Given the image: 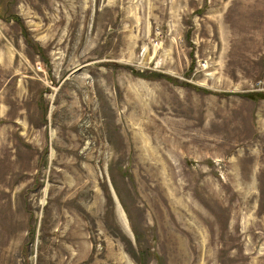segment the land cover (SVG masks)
Segmentation results:
<instances>
[{
  "label": "rangeland",
  "instance_id": "374dc122",
  "mask_svg": "<svg viewBox=\"0 0 264 264\" xmlns=\"http://www.w3.org/2000/svg\"><path fill=\"white\" fill-rule=\"evenodd\" d=\"M0 264H264V0H0Z\"/></svg>",
  "mask_w": 264,
  "mask_h": 264
}]
</instances>
